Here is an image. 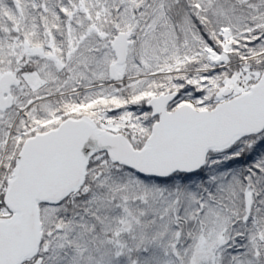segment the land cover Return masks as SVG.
I'll list each match as a JSON object with an SVG mask.
<instances>
[{
    "label": "snow or ice",
    "instance_id": "6c2138e0",
    "mask_svg": "<svg viewBox=\"0 0 264 264\" xmlns=\"http://www.w3.org/2000/svg\"><path fill=\"white\" fill-rule=\"evenodd\" d=\"M0 264H264V0H0Z\"/></svg>",
    "mask_w": 264,
    "mask_h": 264
}]
</instances>
